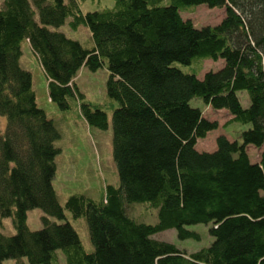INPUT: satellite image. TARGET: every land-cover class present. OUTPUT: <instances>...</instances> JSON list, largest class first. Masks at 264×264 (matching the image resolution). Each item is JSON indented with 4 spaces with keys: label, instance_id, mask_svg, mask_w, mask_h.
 I'll return each mask as SVG.
<instances>
[{
    "label": "trees",
    "instance_id": "obj_1",
    "mask_svg": "<svg viewBox=\"0 0 264 264\" xmlns=\"http://www.w3.org/2000/svg\"><path fill=\"white\" fill-rule=\"evenodd\" d=\"M81 1L0 3V225L11 218L16 230L0 233V264H59V251L67 264H264V2L114 0L112 9L85 14ZM200 5L225 8L226 17L201 29L182 18ZM67 20L75 31L88 28L93 48L58 32ZM24 41L48 79L50 100L61 111L77 100L100 131L108 130V115L86 102L75 79L83 67H108V96L119 103L112 119L120 187L110 185L100 202L78 195L60 205L53 182L61 134L21 66ZM203 59L225 65L202 80L175 66ZM240 92L249 95L248 108ZM194 98L251 125L241 142L220 135L216 151L200 152L198 142L220 126L191 105ZM250 145L262 149L260 162L249 157ZM135 203L157 208L158 222L129 217ZM35 209L46 216L36 232L27 221ZM66 210L87 220L91 254ZM199 224L211 225L214 237L200 252L156 239L169 229L199 239L187 230Z\"/></svg>",
    "mask_w": 264,
    "mask_h": 264
},
{
    "label": "rangeland",
    "instance_id": "obj_2",
    "mask_svg": "<svg viewBox=\"0 0 264 264\" xmlns=\"http://www.w3.org/2000/svg\"><path fill=\"white\" fill-rule=\"evenodd\" d=\"M4 0H0L2 4ZM168 2H164L167 5ZM115 6L113 0H87L81 1L80 7L85 14L102 9H112ZM226 10L225 8L210 9L206 5L192 6L189 11L182 12V18L186 21H192L195 27H212L223 22ZM39 21L38 16L36 18ZM71 20L59 28L58 32L67 35L68 38L78 41L87 49L93 48L92 33L85 26H81L78 31L71 28ZM22 60L21 66L28 72H31L33 79V90L36 94V101L40 109L46 112L49 120L55 123V126L61 134V139L56 142V146L61 150L56 158L57 171L53 186L55 187L57 198L60 205L65 209L67 201L71 196L83 195L100 202L107 188L112 185L120 187L119 174L117 165L114 161V130H113V113L119 103L108 96L107 83L110 79V72L107 65L98 71L92 72L87 67H83L76 76L75 85L78 91L84 96L86 102L102 109L109 120L107 131L92 129L84 119L80 104L77 100L71 102L70 108L61 111L58 106L50 100L49 82L41 68L40 62L35 57L32 47L28 41L22 42ZM225 65L223 60H195L192 66L175 64L185 73H196L199 79H203L206 73L218 71ZM239 98L244 108L251 104L249 95L246 92H240ZM193 107L202 110L204 117L210 121H217L219 129L210 132L206 139L198 142L196 148L200 152H214L217 150V139L224 135L229 140H240L244 131H247L251 125L245 126L240 123H232L233 116L226 110H214L211 106L205 104L200 98H194L191 101ZM261 150L254 146L248 148V155L253 163L260 162ZM128 216L139 223L155 225L158 222V209L153 208L148 203H135L133 207L128 208ZM45 213L40 209L32 210L28 213V226L31 231L36 232L44 227L43 218ZM66 218L78 232L80 240L83 243L85 251L91 254L94 252L92 240H90V230L85 218L74 219L72 214L66 210ZM58 222V220H53ZM0 225V233L7 236H14L16 230L11 218L3 219ZM210 226L199 224L189 226L187 230L199 235V239L189 238L181 239L178 231L169 229L156 235V239L165 243H171L188 255L204 248L210 247L214 237L210 235ZM27 263V260L25 261ZM58 263H65L63 252L59 251ZM5 264H17L16 260H6Z\"/></svg>",
    "mask_w": 264,
    "mask_h": 264
},
{
    "label": "water",
    "instance_id": "obj_3",
    "mask_svg": "<svg viewBox=\"0 0 264 264\" xmlns=\"http://www.w3.org/2000/svg\"><path fill=\"white\" fill-rule=\"evenodd\" d=\"M258 1H260V2H264V0H258Z\"/></svg>",
    "mask_w": 264,
    "mask_h": 264
}]
</instances>
